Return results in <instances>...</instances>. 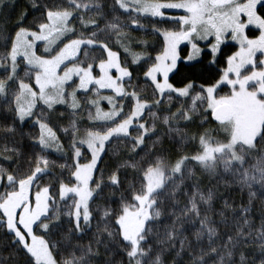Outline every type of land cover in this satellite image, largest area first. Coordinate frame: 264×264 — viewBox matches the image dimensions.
Segmentation results:
<instances>
[{
	"label": "snow or ice",
	"instance_id": "obj_1",
	"mask_svg": "<svg viewBox=\"0 0 264 264\" xmlns=\"http://www.w3.org/2000/svg\"><path fill=\"white\" fill-rule=\"evenodd\" d=\"M0 234V264H264V0H0Z\"/></svg>",
	"mask_w": 264,
	"mask_h": 264
},
{
	"label": "trees",
	"instance_id": "obj_2",
	"mask_svg": "<svg viewBox=\"0 0 264 264\" xmlns=\"http://www.w3.org/2000/svg\"><path fill=\"white\" fill-rule=\"evenodd\" d=\"M19 2L20 3H24L25 2V0H19ZM107 2L108 3H111V0H107ZM14 19H15V17H13V22H14ZM29 20H31V16H29ZM11 26V25H10ZM143 33H141V32H138V31H136V32H133L132 33V35L134 36V37H137V38H139L141 35H142ZM140 48H141V46H139V45H137V47H136V49H137V51H139L140 50ZM235 50V48L233 47L232 49H229L228 51H229V53L231 52V51H234ZM221 63L223 64V61H221ZM185 68L182 66L181 68H180V71H179V73H177L176 75H175V77H174V79H173V83L174 84H179V81L182 79V77L185 75ZM149 96L151 95V92H150V94H148ZM82 123H84V124H86L87 123V120H83L82 121ZM17 139H19V138H17ZM24 143L25 144H27L28 143V141L27 140H25L24 141ZM109 164H111V161L109 160V161H107ZM235 199H237V200H239V196L237 195V196H235ZM0 236H2V234H0ZM9 249H2V248H0V256H2V257H8V255H9Z\"/></svg>",
	"mask_w": 264,
	"mask_h": 264
},
{
	"label": "rangeland",
	"instance_id": "obj_3",
	"mask_svg": "<svg viewBox=\"0 0 264 264\" xmlns=\"http://www.w3.org/2000/svg\"><path fill=\"white\" fill-rule=\"evenodd\" d=\"M166 11H167V10H166ZM148 30L151 31L150 26H149V29H148ZM255 31H256V30L253 29L252 31L249 32V36H250V38H253V33H254ZM139 38L146 39V40L149 42V48H150V49H151L152 44L155 42V40H154V38H153L152 36H144V35L142 34ZM139 46H140V45H139ZM136 47H137V45H134L135 50H137ZM182 47H183V46H182ZM183 54L186 55V52L183 53ZM152 55L154 56V55H155V52H153ZM129 63H130V61H129ZM140 79L143 80V75H142V73L140 74ZM148 94H150V90H149ZM102 106L104 107L105 110H108V106H107L106 102H102ZM84 115H85V117H86L87 113H85ZM85 120H86V119H85Z\"/></svg>",
	"mask_w": 264,
	"mask_h": 264
}]
</instances>
